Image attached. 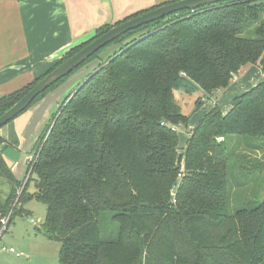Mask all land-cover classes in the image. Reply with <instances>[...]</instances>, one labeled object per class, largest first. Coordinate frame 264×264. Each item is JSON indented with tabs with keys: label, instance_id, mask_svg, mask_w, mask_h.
Listing matches in <instances>:
<instances>
[{
	"label": "trees",
	"instance_id": "1",
	"mask_svg": "<svg viewBox=\"0 0 264 264\" xmlns=\"http://www.w3.org/2000/svg\"><path fill=\"white\" fill-rule=\"evenodd\" d=\"M171 1L97 29L45 74L0 96V115L95 37ZM117 44L121 53L103 62ZM94 61L39 136L25 181L8 166L0 136V214L15 207L9 227L36 199L46 206L37 229L60 243L59 264H264V82L227 112L206 113L188 130L184 152L174 130L190 118L175 91L217 98L249 66L264 71V0L170 14L128 31L71 74Z\"/></svg>",
	"mask_w": 264,
	"mask_h": 264
},
{
	"label": "crops",
	"instance_id": "2",
	"mask_svg": "<svg viewBox=\"0 0 264 264\" xmlns=\"http://www.w3.org/2000/svg\"><path fill=\"white\" fill-rule=\"evenodd\" d=\"M167 1L171 0H0V96L45 74L66 50L92 38L100 27ZM242 72L226 92L239 88L242 94L264 82V71L257 65ZM72 85L47 93L0 128L5 140L1 151L11 170L17 146L31 144L33 151L51 121L57 97L64 98Z\"/></svg>",
	"mask_w": 264,
	"mask_h": 264
},
{
	"label": "rangeland",
	"instance_id": "3",
	"mask_svg": "<svg viewBox=\"0 0 264 264\" xmlns=\"http://www.w3.org/2000/svg\"><path fill=\"white\" fill-rule=\"evenodd\" d=\"M121 44L114 45L103 52L100 56L103 62L110 54L116 51L117 53H121ZM95 62L96 61L92 62L91 64H89V66H84L79 71L68 76L67 79L58 87H56L57 89L55 88L54 91L52 90V92H59V90H61V86L73 84L71 90L68 92V94H70L74 90V88H76L77 85L85 78L87 74L85 75L84 73L92 67V64L93 66L96 64ZM232 84L233 83H231L228 88H230ZM228 88L222 90L220 94H217V98H208L202 90L195 93H188L185 90L175 91V98L178 104L181 106L183 113L190 116L188 128L184 127L183 125L177 127V132L180 137V152H184L185 150L186 143L190 135L188 133V130L193 128L198 123V119L200 117H203L210 108L218 107L223 112H227L231 108L233 99L239 93L241 94V90L237 88L234 90L230 89L226 92ZM201 94L206 100L203 101L204 103L201 107L197 108L195 106L196 99ZM57 99H59V101L55 105L54 113L58 111L62 101L64 100V98L60 97H57ZM219 139L222 140V138ZM31 153V144L26 143L24 146H20L19 144L17 146V151L13 160L12 172L15 178L21 182L25 181L28 167V158ZM261 155L262 152H259L258 156ZM35 190V181L32 179L27 186V194L34 193ZM14 209L15 207H13L8 213L13 214ZM18 210L19 214L16 215V217L10 224L8 231L0 241V246L2 244L13 246L18 251H23L25 254H27L28 257L18 258L15 256V254L2 252L0 253V264H59L60 243L50 240L42 231H39L37 229V227H39L45 219L46 206L36 199H31L30 201L24 203L23 206H20ZM31 219L34 222H32Z\"/></svg>",
	"mask_w": 264,
	"mask_h": 264
},
{
	"label": "water",
	"instance_id": "4",
	"mask_svg": "<svg viewBox=\"0 0 264 264\" xmlns=\"http://www.w3.org/2000/svg\"><path fill=\"white\" fill-rule=\"evenodd\" d=\"M226 0H174L169 3L160 5L154 9L148 10L140 15L132 17L126 21L114 25L104 34L95 37L73 56L66 59L59 64L52 71L42 77L37 84L30 89L25 95H23L16 103H14L9 109H7L2 115H0V128L14 120L22 112H24L32 102L52 85L57 83L62 78L70 75L76 68L90 58L101 48L105 47L112 41L118 39L128 31L136 29L142 25L148 24L155 20L161 19L170 14L182 11L185 9H196L210 4H216ZM90 39L81 42L78 45L88 42ZM73 46L65 51L64 55L69 53ZM221 139H219L220 141Z\"/></svg>",
	"mask_w": 264,
	"mask_h": 264
},
{
	"label": "built area",
	"instance_id": "5",
	"mask_svg": "<svg viewBox=\"0 0 264 264\" xmlns=\"http://www.w3.org/2000/svg\"><path fill=\"white\" fill-rule=\"evenodd\" d=\"M174 130H177V128H174ZM34 160H35V154L32 153V154L29 155L28 163L31 164V163L34 162ZM181 177H182L181 174H179V178H181ZM177 188H178V184H175L174 185V189L172 190L173 196L175 195V192H176ZM19 194H20V192H19ZM174 202H175V200H174ZM10 217H11V213H8L5 216L4 215L2 216L0 214V241L2 240L3 236L5 235V233L9 229ZM32 222H34V221L32 220ZM2 252H8V253L15 254V256L18 257V258L28 257L27 254H25L23 251H18L15 247L7 246L5 244H2L0 246V253H2Z\"/></svg>",
	"mask_w": 264,
	"mask_h": 264
}]
</instances>
